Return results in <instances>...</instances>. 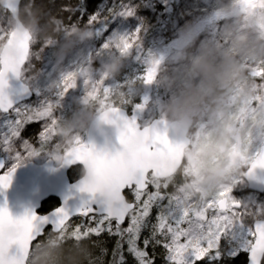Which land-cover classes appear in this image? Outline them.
Wrapping results in <instances>:
<instances>
[{
  "label": "snow or ice",
  "instance_id": "1",
  "mask_svg": "<svg viewBox=\"0 0 264 264\" xmlns=\"http://www.w3.org/2000/svg\"><path fill=\"white\" fill-rule=\"evenodd\" d=\"M238 2L245 10L264 9V0ZM26 6L30 7L29 4ZM21 9L22 0H6L3 10L8 15L0 16V37L7 36L9 43L14 44L19 52L16 57L0 55V113L15 112L17 115L15 121L9 122L10 133L0 140L6 151L17 152L16 164L0 172V190L10 187L16 169L22 166L27 157L38 155V150L28 141L21 145L27 157L16 148L15 141L26 124L42 123V130L38 134L42 145L40 150L58 135L59 118L55 115L58 102L47 101L38 107L20 108L15 106L8 92L12 78L24 82L25 93L31 91L22 71L30 64L35 39L30 32L7 31L4 25L5 20L10 22L16 19ZM62 10L68 13L66 25L74 27L79 23L80 16L73 20L76 6L67 4ZM134 14L135 9L128 5L118 12V15L126 17ZM99 19L98 15H94L88 24L94 25ZM56 22L59 23V20ZM259 27L264 29V25ZM140 40V30L137 29L131 35L109 40L103 48L116 49L122 55L130 54L134 48L140 47ZM47 44L52 45L53 42L49 40ZM163 60L164 57L157 58L148 53V59L144 61L148 67L139 79L149 85L155 82ZM91 63L92 58L89 57L75 71L64 73L57 85L60 88L58 95L64 97L83 78L86 89L83 103L96 102L98 110L109 109L104 113V118L107 119L110 114V123H123L124 131L118 137L122 147L115 151L107 147L100 149L93 143H85L79 135L62 150L56 144L55 159L89 165L95 181L92 184L81 181L77 186L78 191L86 196L75 209L70 208L66 201L51 217L39 216L34 212L14 217L7 206H0V264H28L30 252L40 246L44 241L42 237L47 236L53 242V234L65 244L99 238L103 234L115 237V245L110 253L106 247H101L100 255L91 264H104L102 257L109 254V264H129V256L134 264H155L156 246H162L165 250L166 264H226L241 254H247L246 264H264V207L245 205L233 195L234 188L244 178L264 172V122H260L256 130L248 132L246 136H234L235 143L228 154L233 164L242 162L243 171L234 175L231 183L211 196H202L197 200L186 182L193 170L184 167L182 172L177 171L182 165L186 147L193 140L173 143L166 132L156 127L145 128L144 135L150 136V142L130 151L139 126L134 118L128 119L121 112L120 106L126 103L125 93L120 87L107 86L105 81L109 77L103 71L96 78ZM245 63L249 74L257 81L258 89H264V61L246 60ZM116 89L121 90L123 98L119 103L110 105ZM233 106L231 119L243 128L249 121L255 120L256 110L264 106V94L258 92L253 98L245 100L234 96ZM199 127L195 142L205 146L210 140V133L205 131L208 126L201 124ZM156 157L172 161L173 166L154 164ZM218 160L219 157L215 158L213 163ZM3 168L4 164L0 163V169ZM170 187L173 191H168ZM104 189L111 197L110 202L98 196ZM195 190L199 191L198 188ZM126 192L133 196L131 201ZM46 225L51 227L46 228ZM7 228H15L17 235L5 245L4 233ZM145 232L147 235H144ZM225 240L227 243H222ZM14 247L16 251H13ZM149 248L153 249L151 253Z\"/></svg>",
  "mask_w": 264,
  "mask_h": 264
},
{
  "label": "clouds",
  "instance_id": "2",
  "mask_svg": "<svg viewBox=\"0 0 264 264\" xmlns=\"http://www.w3.org/2000/svg\"><path fill=\"white\" fill-rule=\"evenodd\" d=\"M222 14L229 17L223 28V39L227 44L214 40H200L199 34L192 26L186 27L181 36V43L175 59L183 62L186 78L181 81L178 74H173L166 66H161L156 83L172 90L171 98L161 106L164 117L173 122L189 136L193 143L185 149L182 165L177 169L182 172L184 167L193 171L186 178L191 186L192 196L199 200L202 196H211L221 187L231 183L232 177L243 171L242 162L235 164L229 156L231 145L235 143L234 136H246L254 132L260 122H264V106L255 113V120L249 121L243 128L231 119L234 110L233 97L241 100L251 99L258 94H264V89H258L257 81L249 74L248 61H264V9L245 10L238 0H220ZM6 0H0V9ZM30 7L22 8L16 19L5 20L7 31L30 32L35 45H41L33 57L39 61L43 47L51 40L57 44L55 52L57 65L63 64L68 55L80 44L94 39L95 33L89 25L76 24L70 27L63 20L53 17L43 8L29 3ZM59 20V23L56 21ZM0 55L16 57L19 52L14 44L9 43L7 36L0 37ZM129 54H119L102 65V71L109 79L120 76L125 67L124 58ZM30 60V61H31ZM36 63H30L22 71L26 83L32 84L39 78ZM51 87L55 88L53 82ZM131 87V85H129ZM121 90L116 89L110 100L119 103L122 100ZM109 109L98 110L96 102L83 104L68 118H59L57 124L61 150L70 146L74 138L83 132L95 131L103 133L111 128L112 135L119 137L124 131L123 123H110L111 115L107 119L104 113ZM208 121L210 127L205 131L210 133V140L205 146L195 142L196 134L200 131L202 121ZM235 129V131H233ZM150 142V136L144 135V129H139L133 138L129 150H136ZM111 143V140H109ZM219 157L218 162L213 163ZM157 165L173 162L162 157L153 159ZM82 181L92 184L95 175L89 165L83 169ZM199 189L196 191L195 189ZM100 199L110 202L111 197L107 189L98 193ZM17 235L15 228H7L4 233V243ZM41 242L29 254L28 264H91V251L85 241L79 243H62L53 234Z\"/></svg>",
  "mask_w": 264,
  "mask_h": 264
},
{
  "label": "trees",
  "instance_id": "3",
  "mask_svg": "<svg viewBox=\"0 0 264 264\" xmlns=\"http://www.w3.org/2000/svg\"><path fill=\"white\" fill-rule=\"evenodd\" d=\"M136 0H23L22 8L29 3H33L35 6H39L44 9V11L50 13L53 17L61 19L65 24L68 23L67 17L68 13L63 11L64 5L71 4L76 6V11L73 13V20L76 16H80V25H89L88 20L94 16L98 15L100 19L94 25H89L93 32L95 33L94 39L88 42H84L77 46L63 61V64L67 60H71L73 63H86L88 58H92L91 67L95 70L94 75L98 71L102 70V65L104 62L109 61L112 57L119 55V51L116 49H104L103 45L111 39L119 38L120 36H126L129 34L131 28V16H121L118 12L125 5L132 4ZM177 0H172L168 5L160 6L155 5L153 7L154 11L157 13L158 21L153 24L148 33H156L157 37L154 39H148V45L142 51L139 56H132L129 60H125V67L123 68L121 74L117 78L109 79L105 81L107 86L120 87L126 98V103L122 104L120 107L127 114L128 119H133L136 115H142L147 111L152 113V120H167L162 111L161 106L168 101L172 96V90L161 86L159 83L153 82L152 84H145L139 77L143 75L146 71L148 65L144 62L148 59V53H151L155 57H164L162 65L164 63L170 64V71L173 74H178L181 81L186 78L185 66L187 61H179L175 59L176 52L179 49L181 41L174 36L171 30H173L171 21L173 20L174 13L177 9ZM5 13L0 9V14ZM6 16L8 15L5 13ZM226 21L218 26L224 28L229 20V17H225ZM223 32V30H222ZM222 32L218 35V42L222 44H227L223 39ZM41 45H35L34 51H38ZM58 45L52 44L43 47L41 53V59L39 61L35 60V57L30 61V63L35 62L36 67L39 69V77L43 76L45 70L50 69L57 62L55 52L57 51ZM40 63H44L43 67ZM62 64V65H63ZM54 74V73H53ZM54 78L55 77L54 75ZM49 82H54L53 77ZM131 82V83H129ZM58 85L59 83H55ZM127 85V86H126ZM131 85V87H129ZM143 105V107H139ZM80 106H72L65 111L56 110L59 114L58 118H68L70 117ZM1 120V114H0ZM30 127H34L35 123L27 124ZM7 123L0 122V128L7 131ZM84 135V134H83ZM37 139V138H35ZM16 148L19 146V138L15 141ZM19 150V147L17 148ZM6 160V159H5ZM14 160V161H13ZM10 163L6 160V170L10 169L16 164V160L13 159ZM79 174L82 173L81 170L78 171ZM127 198L131 201L133 196L129 193L126 194ZM57 206V200L49 199L46 201L41 209V213L49 211ZM47 236L42 237V240H46ZM115 237H109L107 234H103L101 237H93L91 240H85L91 251V261H95L96 257L100 255L101 247H106L110 250L115 245ZM94 241L96 242L94 244ZM152 248H149L151 253ZM155 264H166L165 255L162 249H155ZM246 255L241 254L238 258L226 262V264H246ZM104 264H109L111 261V255H106L102 257ZM157 260H160L158 262ZM129 264H134V261L129 256ZM209 264V262H207Z\"/></svg>",
  "mask_w": 264,
  "mask_h": 264
},
{
  "label": "rangeland",
  "instance_id": "4",
  "mask_svg": "<svg viewBox=\"0 0 264 264\" xmlns=\"http://www.w3.org/2000/svg\"><path fill=\"white\" fill-rule=\"evenodd\" d=\"M171 1L172 0H136L135 2H132V4H128V6L135 9V14L131 16V28L129 30V34L127 33V35H131L135 33L137 29H139L141 40L140 47L134 48L131 53L125 58V60H129L132 56H139L148 45V39H154L157 37L156 33H148L151 26L158 21L157 13L154 11L153 7L157 4L160 6H165L168 5ZM176 7L177 9L174 13L173 20L171 21V25L173 28V30L171 31L174 36L179 39V41H181V36L184 29L186 27L192 26L198 32L201 41L210 39L218 42V35L223 30V28L220 29L218 23L223 24L226 21V16L223 15L221 11L222 5L220 0H177ZM0 16L6 17V14L2 13L0 14ZM43 64L44 63H40L42 67ZM81 64H84V62L75 64L70 59L67 60L65 64L60 66H58L56 62L52 68L45 70L42 77H39L32 84H27V86L34 94L33 100L27 103H23L17 107H38L44 102L51 101L58 102L59 107L57 109L65 111L72 106H80L81 104H84L83 98L86 95V89L83 78H80L78 80L76 88L71 89L62 98L58 95L60 88L57 87V85L55 88L51 87V84L53 82H49V80L53 77V81L55 83H60L62 75L64 73L68 71H75L76 68ZM163 66L170 68L169 63H164ZM101 72L102 70L98 71V73L96 74V78L100 77ZM54 75L57 78H54ZM55 115L57 117L59 116L57 112L55 113ZM133 118L136 120L139 128L148 126L152 122V113H150V111H147L144 114L140 116L136 115ZM16 119V113L11 112L9 115L1 114L0 122L7 123V126H9V122L15 121ZM35 124L36 125H34L33 128L26 124L19 136V150H17L22 152L26 157L27 153L23 152V149L21 148V145L24 141H28L38 150V155L27 157L23 164L34 163L36 165H41L49 160L53 161L55 165L60 164L61 161L55 159V145L60 143V137H55V139L46 147H44L43 150H40L42 145L41 141L39 140L38 134L42 130V123L36 122ZM201 124L210 127L207 120L202 121ZM199 126L200 125H198V127ZM7 128L8 129L6 133L4 129L0 128V140H3V138L10 133V127ZM86 133L87 132H83L79 134L84 142H86ZM16 155L17 152L6 151L5 146L0 144V156L5 158L8 163H10L13 159L16 160ZM246 188L247 185L243 180L234 188V197L241 200L245 205H251L253 208L264 207V195L260 196L250 193ZM168 191H173V189L170 187ZM155 214L156 213L154 210L153 215ZM144 235H147V232H145ZM222 243L226 244L227 240L222 241ZM156 249H162L164 255H166L165 250L162 246H156ZM157 261L160 262V260Z\"/></svg>",
  "mask_w": 264,
  "mask_h": 264
},
{
  "label": "water",
  "instance_id": "5",
  "mask_svg": "<svg viewBox=\"0 0 264 264\" xmlns=\"http://www.w3.org/2000/svg\"><path fill=\"white\" fill-rule=\"evenodd\" d=\"M24 87L25 85L21 80L16 78L10 80L8 92L16 107L30 102L34 97L32 91L25 93L23 91ZM121 112L127 118L126 112L122 109ZM10 113L0 114L9 115ZM152 127L158 128L161 132H166L173 143H183L189 140V137L173 122L154 120L141 130ZM109 140H111V143H109ZM86 143H93L100 149L107 147L113 151L122 147L119 144L118 137L112 135L110 127L106 128L103 133L87 132ZM0 163L4 164V168L0 169V172H5L6 163L4 158L0 157ZM76 166L84 169L85 165L83 162H62L59 167H55L53 161L50 160L41 165L23 164L16 169L10 187L0 190V206H7L14 217H21L26 212L51 217L56 210L47 214L40 213L43 204L49 199L58 200L60 204L58 208L63 207L67 201L68 206L75 209L86 196V194L80 193L77 188L82 178L75 183L69 181L68 171ZM244 181L248 192L260 196L264 195V172H258L256 176L251 178L246 177ZM45 227L50 228L51 225ZM13 251H16L15 247Z\"/></svg>",
  "mask_w": 264,
  "mask_h": 264
},
{
  "label": "flooded vegetation",
  "instance_id": "6",
  "mask_svg": "<svg viewBox=\"0 0 264 264\" xmlns=\"http://www.w3.org/2000/svg\"><path fill=\"white\" fill-rule=\"evenodd\" d=\"M141 128H143V127H140L139 129H141ZM87 134V133H86ZM83 140V139H82ZM86 143V142H85ZM54 163V162H53ZM62 164V161L60 162V164H58V165H55L54 164V166L55 167H59L60 165ZM79 170H81L82 171V173L81 174H79ZM82 176H83V168L82 167H79V166H76V167H72V168H70V170L68 171V178H69V181H70V183H75V182H77V181H79L81 178H82ZM127 194V193H126ZM56 200V199H55ZM59 202H58V200H57V206L56 207H54V208H52V209H49V211H46V212H43V213H41V214H47V213H50V212H52V211H54V210H56L58 207H59ZM156 249V248H155ZM151 251H153V249L151 250ZM155 254H157V253H155ZM209 264H211V262H209Z\"/></svg>",
  "mask_w": 264,
  "mask_h": 264
}]
</instances>
